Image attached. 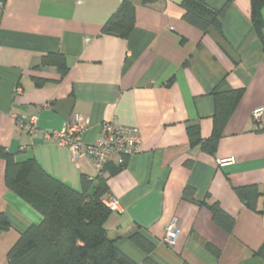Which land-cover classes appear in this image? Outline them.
Listing matches in <instances>:
<instances>
[{"label":"crops","instance_id":"1","mask_svg":"<svg viewBox=\"0 0 264 264\" xmlns=\"http://www.w3.org/2000/svg\"><path fill=\"white\" fill-rule=\"evenodd\" d=\"M0 1V147L16 160L34 157L80 190L82 176L96 177L97 169L86 157L73 160L68 146L47 134L76 116L84 124V143L101 136L106 120L137 126L139 152L105 175V202L115 198L119 204L105 227L118 247L147 264L148 254L130 237L137 232L154 245L150 257L159 264H264L258 253L264 244V111L259 121L253 117L264 108V42L252 25L251 0H208L218 9L229 6L221 28L207 33L183 18V0H127L136 13L127 37L102 31L124 0ZM51 52L65 56L64 76L42 63ZM239 88L214 152L191 143L192 126L203 140L213 134V92ZM28 116L38 120L34 133L16 124ZM230 157L235 162L220 164ZM116 159L109 164L117 166ZM248 184L262 192L259 211L235 191ZM213 202L234 218L231 232L214 220ZM0 212L11 223L0 232V264H9L21 232L43 216L7 186L2 157ZM174 219L179 235L171 247L164 237ZM206 242L220 250L218 257Z\"/></svg>","mask_w":264,"mask_h":264},{"label":"trees","instance_id":"2","mask_svg":"<svg viewBox=\"0 0 264 264\" xmlns=\"http://www.w3.org/2000/svg\"><path fill=\"white\" fill-rule=\"evenodd\" d=\"M251 3L252 25L264 42V0H251ZM182 4L185 8L183 18L204 33L212 27L221 28V19L229 6L227 2L218 9L211 6L208 0H183ZM135 19V6L124 0L107 20L102 31L127 37L134 27ZM42 63L56 66L63 76L69 69L65 56L60 52L45 54ZM41 83L43 81L38 84ZM242 92L243 89L240 88L215 90L213 134L209 139L203 140L198 126H192L189 128L191 143L201 142L205 151L213 153ZM0 157L6 161L7 186L43 216L40 223L32 224L21 232L19 239L8 252L9 264H138L118 247L116 239L109 235L105 227L112 211L105 202L109 192L105 175L114 174L124 166L108 164L105 171L98 173L96 177L83 175L81 189L78 190L49 174L34 157L16 160L3 147H0ZM193 191L187 187L184 192L191 195ZM235 191L249 208L259 211L257 202L262 192L256 184L238 186ZM208 206L214 220L231 232L234 218L218 202ZM10 227L7 216L0 212V232ZM130 237L148 254L147 264H159L150 257L154 247L150 241L137 232H133ZM205 247L215 256L220 255V250L213 244L206 242ZM258 253L264 257V244Z\"/></svg>","mask_w":264,"mask_h":264},{"label":"built area","instance_id":"3","mask_svg":"<svg viewBox=\"0 0 264 264\" xmlns=\"http://www.w3.org/2000/svg\"><path fill=\"white\" fill-rule=\"evenodd\" d=\"M3 2L0 1V9ZM17 91H21L19 87ZM264 108L259 107L254 110L253 117L260 120ZM17 126L28 133L36 132L38 120L36 116L19 118L16 121ZM84 130V124L80 116L70 120L64 128L57 132H51L47 136L56 137L61 144L68 146L73 160L82 157L88 158L98 173H103L106 166L112 162L113 156H117L116 164L125 166L128 157L139 152L141 143V130L137 126L122 125L113 120H106L101 125V136L93 143H84L81 140V133ZM234 157L220 160V164L233 163ZM112 210L119 207L118 201L114 198L108 201ZM179 235V227L176 219L172 220L165 230L164 241L167 245L173 247L176 244Z\"/></svg>","mask_w":264,"mask_h":264}]
</instances>
